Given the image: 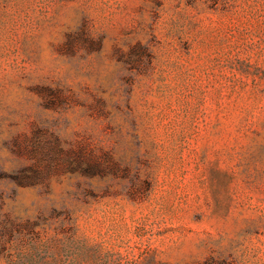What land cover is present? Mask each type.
Wrapping results in <instances>:
<instances>
[{
    "label": "rangeland",
    "instance_id": "obj_1",
    "mask_svg": "<svg viewBox=\"0 0 264 264\" xmlns=\"http://www.w3.org/2000/svg\"><path fill=\"white\" fill-rule=\"evenodd\" d=\"M0 264H264V0H0Z\"/></svg>",
    "mask_w": 264,
    "mask_h": 264
},
{
    "label": "trees",
    "instance_id": "obj_2",
    "mask_svg": "<svg viewBox=\"0 0 264 264\" xmlns=\"http://www.w3.org/2000/svg\"><path fill=\"white\" fill-rule=\"evenodd\" d=\"M35 176L38 177V175H35ZM18 183L19 185H24V184L36 185L37 181H36V177H25V178L18 179Z\"/></svg>",
    "mask_w": 264,
    "mask_h": 264
}]
</instances>
